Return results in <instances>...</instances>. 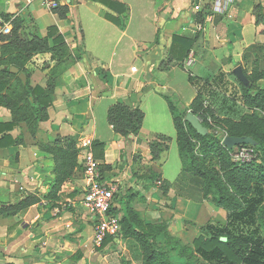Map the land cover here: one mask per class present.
I'll use <instances>...</instances> for the list:
<instances>
[{
	"label": "crops",
	"instance_id": "1",
	"mask_svg": "<svg viewBox=\"0 0 264 264\" xmlns=\"http://www.w3.org/2000/svg\"><path fill=\"white\" fill-rule=\"evenodd\" d=\"M109 1L107 6L101 0H59L57 7L68 8L61 18L40 0H0V20L10 31L15 18L21 22L20 37L43 38L52 49L66 47L61 58L45 51L23 66L13 65L18 78L27 71L31 87L53 85L46 119L34 132L26 121L11 124V111L0 104V264H142V250L132 237L111 238L100 247L94 243L96 218L83 204L86 179L77 147L83 137L92 139L93 154L94 144L103 143V158L97 159L110 169L102 181L118 183L124 192L114 202L116 215L121 218L128 207L142 225L160 226L163 232L156 241L162 245L165 230L192 250L183 238L190 234L192 241L204 225L184 226V219L213 220L223 209L213 201L206 206V198L195 201L178 194L183 165L164 95L188 107L197 93L192 78L221 71L238 86L236 66L246 76L263 72L264 23L257 22L260 10L255 7H263L264 14V0H231L220 13L214 11V0ZM199 12L205 15L202 21L197 20ZM2 27L0 23V36L8 35ZM5 47L0 39V71L8 63L9 51L2 55ZM183 80L185 85L179 84ZM256 84L264 85V78ZM116 102L142 111L137 135L123 138L108 122V109ZM158 111L165 117L151 122ZM57 136H76L75 164L61 174L54 172L50 152ZM158 136L169 142L152 160L149 143ZM27 196L37 201L16 214L3 212ZM165 250L175 264L186 262L169 245Z\"/></svg>",
	"mask_w": 264,
	"mask_h": 264
},
{
	"label": "trees",
	"instance_id": "2",
	"mask_svg": "<svg viewBox=\"0 0 264 264\" xmlns=\"http://www.w3.org/2000/svg\"><path fill=\"white\" fill-rule=\"evenodd\" d=\"M101 1L107 6L111 3L109 0ZM256 8L260 10L257 22L264 23L263 7ZM52 10L61 18H64L68 12L66 6ZM204 16V13L199 12L197 20L202 21ZM3 18L10 20L11 17L5 14ZM11 25L10 33L0 36L1 41L7 42L8 46L3 49L2 55L9 51L6 59L8 63L0 71V92L4 89H8V92L0 94V104L11 111L13 115L11 124L26 121L29 130L34 132L39 123L46 119V108L51 104L48 94L52 92V82H49L46 88L31 87L27 71L23 70L26 75V80L23 82L16 73L10 71V67L23 66L39 52L51 51L53 58H61L66 53V47L63 45L52 49L43 38L20 37L21 22L18 19H12ZM176 40L184 41L173 37V41ZM57 42L62 43L63 38L57 36ZM190 44V41H187V45ZM13 78L16 80L11 83ZM247 78L249 87H245L239 80L238 86L234 85L221 71L204 78H192L197 93L188 107H182L176 99L164 95L172 110L178 152L183 165L182 173L176 183L177 185L183 183L185 175H189L198 178L202 184V196L195 197L177 189L178 194L195 201L211 197L216 205L227 211V215L223 224L207 223L200 227L199 234L191 241L192 251L165 230L164 244L157 242L156 237L163 232V229L157 225H142L137 214L124 207V213L120 218L122 230L120 237H132L139 243L143 254L142 264H175L165 250L168 245L186 258L183 264H192L193 252L202 262L208 264H264V121L257 120L254 115V111L264 114V86L254 87L258 78H264V71L257 77L247 76ZM239 104L252 113H241L242 107H238ZM187 110L208 129L207 135L198 134L185 120ZM239 112L241 114L237 120L228 119V116ZM107 119L115 131L126 138L139 133L143 113L129 104L116 102L109 107ZM213 121L229 125L225 136L252 137L257 142L256 145L238 146L250 147L253 155L261 159V163H255V157L234 162L226 154L224 155L225 152L230 153L233 148L228 149L221 143L223 141L220 139L221 132L212 130ZM75 140L76 136H57L52 142L53 147L50 148V152L55 160V173H66L75 164L77 154ZM168 142L169 140L162 136L150 141L152 160L159 158L160 153L167 148ZM94 147L95 158L102 159L103 143L97 142ZM214 155L218 156V162L214 166H207L213 163L209 158ZM252 166L259 169V173H249L246 167ZM106 169L109 170L110 167L101 162V175ZM36 201L37 197L27 196L14 205L4 207L3 212L16 214ZM110 212L116 214L114 207ZM110 239L111 237H106L100 246L105 245Z\"/></svg>",
	"mask_w": 264,
	"mask_h": 264
},
{
	"label": "built area",
	"instance_id": "3",
	"mask_svg": "<svg viewBox=\"0 0 264 264\" xmlns=\"http://www.w3.org/2000/svg\"><path fill=\"white\" fill-rule=\"evenodd\" d=\"M28 2L32 0H27ZM48 9L56 8L59 0H40ZM231 0H214V11L222 12L225 6ZM195 10H199V4L194 6ZM2 31L8 33L10 30L2 20ZM135 70V67L131 68ZM77 147L82 153L83 171L86 179V187L83 197V204L96 218V228L94 235V243L100 246L106 237L116 240L120 237L121 227L120 218L110 212L114 205L115 194L120 185L118 183H105L101 178V161L95 158L92 151V139L83 137L78 139ZM253 156V150L246 147L237 157L240 160H249Z\"/></svg>",
	"mask_w": 264,
	"mask_h": 264
},
{
	"label": "rangeland",
	"instance_id": "4",
	"mask_svg": "<svg viewBox=\"0 0 264 264\" xmlns=\"http://www.w3.org/2000/svg\"><path fill=\"white\" fill-rule=\"evenodd\" d=\"M180 77L183 78L185 76L183 75V73H180ZM179 84H184L185 85V81L183 80V81L179 82ZM262 86H264V85H262V84L261 85H254V87H262ZM238 107H242V106L240 105ZM215 108H217V107H215ZM240 109H241V113H243V112L252 113L251 110H248L245 107H242ZM186 112L188 113L189 110H187ZM160 113H162V115ZM241 113L239 112V114L228 116V119L237 120ZM254 115H255V118H257V120L261 119V120L264 121V114L262 112L254 111ZM220 116L223 117V115H220ZM162 117H165L163 115V112L162 111H158L157 113L153 114V117L151 118V122H156L157 123L161 119H163ZM212 125L214 126V127H212V130H214L215 132H221L219 134L221 135L220 139L222 140L224 138V136H225V131L228 129L229 125L226 126L224 122L222 123V122H219V121H217V122L213 121ZM221 143H222V141H221ZM244 150H246V147L235 146V147H233V150L230 153L225 152L224 155L226 154L227 157L230 158L232 161L238 162L240 159L237 157V155L241 151H244ZM253 157H255V154L252 156V158ZM209 159L213 163H210L207 166H210V165L214 166L215 163L218 162V156L217 155L211 156ZM255 163L260 164L261 163V159L259 157H257L255 159ZM246 168L248 169V172L251 173V174L255 173V172L259 173V169H257L255 166L246 167ZM103 174H104L105 177H108V175H109L108 171H105V170H103ZM177 189H178V191L180 190L182 193L195 195V197L202 196V184H201L200 180L198 178L194 177V176L185 175V177L183 178V183L177 185ZM123 195H124L123 190H121L119 188L117 193L115 194L114 202L117 201L119 198L121 199ZM202 202H205L206 206H209V205L212 206L211 197H208V198L204 199ZM197 212H195L192 216L193 217L197 216ZM217 213H218V215L216 217H213V220H212V218H210V220L209 219L207 220V219L204 218V216H201L198 219H192V218H188L187 217V218L184 219V221L182 223H183L184 226H193V225H196V223H200V224L205 225L209 221H211L210 223H213V224H223L224 221H225V217H226L227 211L225 209H221ZM173 216H174V214H172L170 217H168L167 218L168 221H169V218H172ZM199 226L196 227V229H199ZM174 228L177 229V225L174 226ZM183 239L190 243L191 242L190 234H189V236L184 237ZM191 263L192 264H208V263L202 262V260L198 259L196 256L192 259Z\"/></svg>",
	"mask_w": 264,
	"mask_h": 264
},
{
	"label": "water",
	"instance_id": "5",
	"mask_svg": "<svg viewBox=\"0 0 264 264\" xmlns=\"http://www.w3.org/2000/svg\"><path fill=\"white\" fill-rule=\"evenodd\" d=\"M17 68L16 67H11V71L16 73L17 72ZM233 74L235 75V77L245 86V87H249L250 83L249 80L247 78V76L245 75V73L243 72L241 66H236L233 69ZM20 79L25 82L26 77L24 74L20 73L19 74ZM185 120L191 125V127L200 135H207L208 134V129L202 125V123L200 122V120L194 116L191 112H188L185 116ZM256 141L250 137V136H231V135H226L223 138L222 144L227 147L228 149H232L235 146L238 145H256Z\"/></svg>",
	"mask_w": 264,
	"mask_h": 264
}]
</instances>
